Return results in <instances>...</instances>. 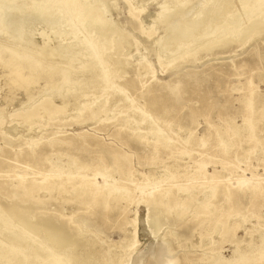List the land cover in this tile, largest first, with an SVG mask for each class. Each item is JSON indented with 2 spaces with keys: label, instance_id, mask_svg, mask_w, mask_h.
Returning <instances> with one entry per match:
<instances>
[{
  "label": "rangeland",
  "instance_id": "374dc122",
  "mask_svg": "<svg viewBox=\"0 0 264 264\" xmlns=\"http://www.w3.org/2000/svg\"><path fill=\"white\" fill-rule=\"evenodd\" d=\"M33 1L17 2L18 5H23L21 12L14 11V16H8L4 25H0L1 58L8 59V54H11L23 60L28 59L40 54L45 42L47 49L43 52L51 50L50 52L61 54L62 59H57L58 65L55 66L66 72L63 67L65 62L76 58L78 42L90 30H83L74 37L70 21L66 20L67 14L62 19L55 20L58 17L55 7L47 12L40 4L41 1L32 7L30 2ZM52 1L53 5H59V0ZM212 1L214 0H177L175 3L176 0H92L101 9L102 20L91 31L98 30L105 22L122 35L121 38L113 34L109 36L113 38L112 49L102 56L100 67H106L105 71L110 73L108 79L103 80L98 87L93 85L100 80L91 79L92 68L81 66L89 65L86 58L81 56L74 63L75 68L66 74L68 84L58 93L50 87L46 88L45 73L26 90L19 88L8 81V70L0 65V131L5 133V136L0 133V207L15 203L59 220L61 216L65 220V217L75 213L72 221L85 220L88 226L85 236L83 235L84 240L93 238L97 243L92 246H95L93 252L97 250L94 252L97 259L109 247L114 248V252L117 251L121 242L131 237L133 228L137 245L128 264L138 263L137 257L139 261L140 255L150 245L155 247L154 256L147 258L146 264H176V261L178 264H202L200 259L203 257H218L222 261H228L235 251H245L249 257H254L255 254L258 258L259 255L254 253V246L260 245L261 233L264 234V34L252 37V40H237L236 35L241 33L243 27L236 24L240 23L243 17L240 16V10L248 0H220L222 4L215 0L218 9L215 5L210 6ZM162 5L169 7V11L161 18L157 16ZM204 8L211 12H205ZM261 17L264 19V14ZM235 25L237 31L233 35L234 39L220 47L224 29ZM182 26L188 29L189 37L186 35L184 41H175ZM207 26L214 28L212 30ZM207 41L211 44L209 50L204 49ZM193 54L197 55V60L182 62V58L190 59ZM110 55L111 58H108ZM172 59L175 60L173 66L165 69ZM50 60L53 62L52 58ZM119 61L122 70L115 72ZM148 65L151 70L147 69ZM112 82L117 86L114 96L108 98L109 104L104 103L106 112L99 113L97 107L103 104L104 95L109 90L108 85ZM68 88L73 89L72 92H68ZM82 93L88 97L82 101L95 102L93 113L87 110L78 113L79 101L75 102V97L72 96ZM250 93L255 99L254 143L246 141L243 130L239 131L241 138L234 135L229 126V123L237 126L242 124L246 116L243 99L249 97ZM60 95L69 98L63 112L45 115L42 119L31 122L21 120L22 112L35 107L45 97L53 99L54 106H61ZM130 101L135 107L160 120L155 125L174 142L176 150L192 155L171 156L170 152L174 150L160 147L156 151L151 143L139 142L133 138L131 129L124 125L125 121H129L131 127H135L137 124L132 123V120H139L132 116ZM163 121L171 122L172 128L166 127ZM147 126L142 124L144 130ZM189 133L195 139L190 138L191 143L182 145L180 141L187 138ZM201 137L207 140L204 145L197 146L196 138ZM27 141L36 143L32 154ZM52 141L53 144H49ZM228 148L229 153H226ZM74 158L90 167L103 164L112 170V187L127 191V199L120 205L105 201L102 196L103 186H99L93 194H84V201L81 197L67 199L62 208L59 197L51 198L48 193H44L41 202H37L23 191L17 190V177H24L27 182L24 186L29 188L31 181L39 180L33 174L34 171L48 170L49 162L65 169L70 167ZM171 165L174 166L170 171L176 175H181L184 171H196L202 175L201 179L192 183V191L197 195L200 187L214 188V205L218 209L209 218H201L198 222V219L195 220L196 207L190 201L184 216L178 219L167 216L155 228L156 232H152L147 227L145 207L136 206L139 194L131 182L145 183L147 179H160L165 176V168ZM92 174L88 171L86 175L89 182L97 186L96 183L101 182L102 178ZM238 179L250 183L247 187H240L235 181ZM256 183L260 187L254 191L253 185ZM179 184L190 183L183 178L179 180ZM152 187L154 185L148 189ZM166 188L165 184L162 185V189ZM176 196V190L171 189L168 204L175 210L178 209L177 205L181 206L175 202ZM153 206L156 212L165 211L159 200ZM221 213L226 215V218L224 216L221 219L225 223L222 233L216 228ZM134 218L137 221L132 226L130 221ZM13 224L14 231L20 229L27 234L25 236L36 237L33 231L26 232L24 225L18 222ZM165 235L174 248L168 255L164 254L160 245L164 242L162 238ZM38 237L35 240L37 245L39 241H43L41 236ZM1 238L0 241L5 245L11 242L9 238ZM247 245L252 249L249 250ZM82 251L81 248L80 252ZM241 264H264V258L255 263L246 261Z\"/></svg>",
  "mask_w": 264,
  "mask_h": 264
},
{
  "label": "bare ground",
  "instance_id": "6f19581e",
  "mask_svg": "<svg viewBox=\"0 0 264 264\" xmlns=\"http://www.w3.org/2000/svg\"><path fill=\"white\" fill-rule=\"evenodd\" d=\"M21 1L22 0H0V25H4V22L7 19V17L13 15L14 11L16 12L17 10L18 11L21 10L20 8L23 5L22 4L18 5L17 3ZM91 1L92 0H59L58 6L53 5L52 0H34L32 3L30 2L32 7H34L37 3H40L41 5H43V9H45L47 12L52 11V9L55 7L58 11V17H56L57 19L55 20H60L62 19L64 14H67L68 16L66 20L70 21V27L72 28V35L74 37L77 36L83 30L89 29L90 31L89 33L87 32L85 37H82V39L78 42L79 48L77 50L76 58L74 60H70L67 63L65 62V65L63 67L66 68V72H63L62 70H58L59 66H55L58 65L57 59L58 60L62 59L61 54L60 56L56 54L55 51H52L53 52L52 53L50 52L51 50L43 52L47 49V44L45 42L43 46H41L42 48L40 49V54L36 56L28 57V59H24V60L22 58H18L19 56L14 57L11 54H8L9 57L8 59L1 58L2 47L0 46V65H2L3 68L8 70V75L6 77L8 81L17 87L24 88L26 90L32 83H35L40 79V75L42 73H45L47 75L45 81L46 88L50 87L54 89L56 93H58L62 88H64L68 84V80L66 79V74H68L71 70L75 68L74 63L77 60L78 56L85 57L86 62L89 64V65L83 64L81 65L82 67L92 68L91 79L98 78V80H100L99 82H96L93 85V87L100 86L99 84L103 80L106 81V79H108L109 77L110 72L105 71L106 67H100L101 58L103 55L106 54V52L112 49L111 42H113L112 40L113 38L112 37L109 38V36L113 34V35H118V37L121 38L122 35L121 32L117 31V29H115L113 26L105 22L102 24V26H100L98 30L92 29L93 31H91V28H93L96 24H98L102 20L101 9L96 7ZM27 2H29V0H27ZM175 3H177V0ZM214 5L215 6L218 5L217 2H215V0L212 1V5L210 6L214 7ZM205 7H207V5ZM208 9L205 10L204 8V11L206 12L208 11ZM168 11H169V7H167L166 5L164 6L162 5L161 11L158 13L157 17L162 18V15H164ZM214 12L213 14L215 17L216 11ZM240 13H241L240 16L243 17H241L242 19L240 20V23L236 25L237 26L242 25L243 28L240 34H238L239 31L237 32L238 36L236 35V37L238 38L237 39L238 41L250 40V39L252 40V37L255 38V36H260L264 34V19L263 17H261L264 14V0H248L247 3H245V5L242 6ZM200 18H199V22H200ZM202 18L203 20H205L204 17ZM195 21L198 22V20ZM20 23L21 22H19V24ZM236 25L232 27L227 26L225 29L223 28L224 32L220 47L225 46L229 41H232V39H234L233 35L235 36L236 33L235 31H237ZM209 28L213 30L214 26L213 28L212 27ZM1 29L2 28H0V30ZM188 32H189L188 29L182 26L176 36L175 41H180V42L184 41L183 39L185 38L186 35L187 37H189ZM211 32L212 31H210V33ZM43 35L47 37L45 34ZM209 35L212 36L211 34ZM210 47L211 44H209V42L207 41L204 49L206 48V50H209ZM177 49L178 47L175 48V50ZM11 53L12 54L14 53V55L16 54L15 52H11ZM50 58L53 59V62H51ZM108 58H111V55ZM182 59H183L182 60L183 63L188 61H195L197 60V55L193 54L192 56H190V59L189 57ZM160 61L161 59L159 58V62ZM174 61H175L174 59L170 60V62L164 68L167 69L170 66H173ZM121 66L122 65L120 64V61L117 62L116 63L117 71L115 72L121 71L122 70ZM147 69L151 70L150 65L147 66ZM58 75L59 77L57 78ZM115 84L116 83L114 82H112L109 85L107 84L109 90L104 95V100H103L104 102H102L103 104H99V106L97 107L99 113L106 112V106L104 105V103L109 104L108 98L114 96L113 93L117 88V86H114ZM68 89H69L67 90L68 92H72L73 90L71 88ZM101 90H102L101 93H103L104 89L102 88ZM72 97H75V102L79 101L78 102L79 107L77 109L79 114L82 113V111L84 110L90 112L92 111V113L95 111V110L93 111V107L94 105H96L94 101L93 102L82 101V99L88 98L87 95L82 93V95H73ZM59 99L62 101L61 102L62 105L56 107L52 102L53 99L46 97L43 98L38 105H36L33 108L31 107L30 109L22 112L20 115L21 120L23 122H29V121L31 122L34 119L40 120L45 115L51 116L53 114H58L63 112L67 108L69 98L68 96L60 95ZM132 103L133 102L130 101L129 109L132 108L133 110L132 116L138 117L139 120L137 121L132 120V123L136 122L137 124L135 127H131L129 121H125L124 125L126 127H129V129H131L133 138H135L139 142L148 143V144L151 143L153 149L156 151L160 147L167 150L169 149L170 151L174 150V152H170L172 153L171 156L175 154H179V155H186L189 157L190 155H192L191 153H187L185 151L182 152L176 150L174 146V142L168 139L163 133V131L157 125H155V122L160 120L158 118L152 117L148 112L143 111L138 107H135V105ZM254 103H255V99H253V94L250 93L249 97H245L243 99V105L246 112V116L245 118H243L242 124L240 126H237L232 123H229L230 129H232L234 135L238 136L239 138H241L239 131L243 130L245 134L244 137L248 143L256 142L255 132L253 133L254 130L253 114L255 113ZM138 121H140V123ZM163 123L169 129L172 128L171 122L163 121ZM142 124L148 125L147 128H145V130L143 129ZM5 132L7 131L5 130ZM0 133L4 134L5 136L4 132L0 131ZM191 136L192 133H189V136L187 138L180 141L181 144L187 145L188 143H191L190 142L191 140L189 141V139L190 138L195 139L194 136L193 137ZM196 140H197L196 145L202 146L204 145L207 139L205 137H201V138H196ZM49 144L52 145L53 141L49 142ZM61 144L65 145L63 142H61ZM221 145L222 146L224 145L223 141H221ZM27 146L28 148L30 147L31 150L30 153L32 154L34 148L36 147V143L35 141H29L27 143ZM255 147L257 146L255 145ZM229 150H230L229 148L226 149L227 151L226 153H229ZM247 153L248 152H246V154ZM238 161L242 162L241 159H238ZM70 164H71L70 167L64 169L60 167H55V164L53 162H49L48 170H45L44 172L43 171L33 172L34 175L39 177V180L31 181L29 188L24 186V184L27 183L25 182L24 177H17V181L19 182V186L17 187V190L23 191L25 195L30 196L31 198L37 200V202H41L42 195L44 193H48V195L51 198L59 197L58 199L61 200V201L59 200V205L61 207L63 204H65L67 199L73 200L76 197H81L82 201H84L85 199L82 198V196L87 193L93 194L94 191L99 189V186H103L102 196H103V200L105 201H112L113 203L120 205L123 200L127 199L128 196L127 191L118 190L112 187L113 186L112 184L114 182L112 179L113 172L103 164H97L96 166L90 167L89 165L81 163L78 158L72 159ZM173 166L174 165H171L165 168L164 171L165 176L161 177L160 179H147L145 183L143 181L131 182L132 186L139 194V197L136 201V206L145 207L147 227L148 229L152 230V232H156L154 231L155 228L160 223H162L164 219L166 220L168 218L167 216H170L171 218H175V219L184 216L185 212L188 210L189 207L188 204L190 203V201L191 203H194L196 207L195 212L197 214L195 216V220L198 219V222L201 221L200 220L201 218H209V216L213 215L214 210L218 209V207L214 205V197L216 194L214 188H211L210 186L200 187V190L198 191L197 195L196 194L194 195L192 191L194 188L192 183H196V180L201 179L202 175H199L196 171L194 172L184 171L183 174L176 175L170 171ZM195 168L196 169L198 168L197 164H195ZM88 171H90L91 174L93 173L92 175L94 177L101 176L102 181L96 183L97 186L89 182L88 175H86ZM183 178L189 180L190 184L180 185L179 180ZM235 181H237L240 187L243 186L247 187L250 183L249 181H243L240 179ZM164 184L167 186L166 189H162V185ZM152 185H154V187L148 189L149 186L151 187ZM258 187H260V184L256 183L255 185H253L254 191H256ZM171 189H175L177 192L175 202H177V204L179 203L181 204V206L177 205L178 206L177 210L170 208L168 204V198L170 197ZM68 196L69 198H66ZM156 200H159L161 205L165 207L164 212H156V209L153 208L155 206V205L153 206V204L155 203ZM42 214L43 213H39L37 211H32L31 208H28L27 206H20L15 203L14 204L8 203L7 205L0 207V236H2L4 239H2L1 237L0 238L2 240L9 238L11 241L9 243L7 242L8 243L7 245L3 244L0 241V264H124V259H125V264H128V261H130V258L137 245V240L135 237V228H133L132 231L130 232L131 237L129 239L126 238L124 241H122L120 247L116 248L117 251L114 252L115 249L109 247V249L105 253H103L100 258L97 259L95 258L96 254L94 253L97 250H94L93 252V248L95 246L92 247L96 243V241L92 240L93 239L92 237H90L92 238L91 240H89L88 238H87L88 240H84L83 238L85 236L84 232H86L88 228V226L84 222L85 220H79L73 222L72 221L74 218L73 214L75 213H73L68 218L65 217V220L63 219L64 217L61 216L60 217L61 221L59 219L47 217ZM219 216L220 217L217 219L218 224L216 228H218V230H220L222 233V230L225 227V223H223L221 219L224 216L226 218V215L224 213H221L219 214ZM136 221H137L136 218H134L130 221V224L134 226ZM14 222H18L24 225L25 227L23 229H25L26 232L33 231L36 233V237L40 235L43 241L41 242L39 241V244L37 245L35 241L36 237H32V236L27 237L25 236L27 234L24 231H21L20 229H18V231L21 234L18 233V231L17 232L14 231L13 229ZM162 242L163 243H161L160 245H162L163 247L164 254L168 255L169 253H172L174 251L173 243L166 235L162 238ZM81 248L83 249L82 252H80ZM248 249L251 250L252 247L248 246ZM254 250H255L254 253H257V255H259L258 258L255 257V254L254 257H249L247 253H245V251H235L233 257L228 261H222L218 257L212 259H206V257H203L200 259V261L202 264H241L246 261H251V263L253 262L255 263L261 258H264L263 233H261L260 245L254 246ZM154 251H155V247L153 245H150V247L146 248V251L140 255L141 259H139V261H141V263L138 261V257H137V262L139 264H146L147 258L150 257L153 258ZM137 256L139 255L137 254ZM134 262L136 263V261ZM176 264H178V261H176Z\"/></svg>",
  "mask_w": 264,
  "mask_h": 264
}]
</instances>
